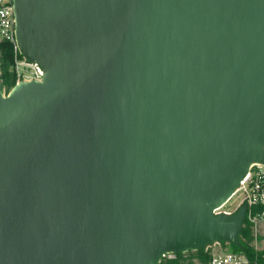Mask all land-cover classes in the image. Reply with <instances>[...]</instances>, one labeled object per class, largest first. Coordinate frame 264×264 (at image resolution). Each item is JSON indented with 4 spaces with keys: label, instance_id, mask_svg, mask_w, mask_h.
Returning <instances> with one entry per match:
<instances>
[{
    "label": "water",
    "instance_id": "95a60500",
    "mask_svg": "<svg viewBox=\"0 0 264 264\" xmlns=\"http://www.w3.org/2000/svg\"><path fill=\"white\" fill-rule=\"evenodd\" d=\"M43 71L0 81V264H157L239 246L264 162V0H13Z\"/></svg>",
    "mask_w": 264,
    "mask_h": 264
},
{
    "label": "built area",
    "instance_id": "2783aa9c",
    "mask_svg": "<svg viewBox=\"0 0 264 264\" xmlns=\"http://www.w3.org/2000/svg\"><path fill=\"white\" fill-rule=\"evenodd\" d=\"M0 39L13 44L15 60L12 69L16 76L15 83L42 79V69L35 62L22 56L16 45L13 0H0ZM233 196H236V203L227 204ZM241 206H245L242 225L247 223L250 226L252 243L257 249L258 241H264V162L256 161L250 164L231 196L212 212L214 215L228 216ZM208 247L210 248L208 264H258L256 259L250 260L242 251L227 248L213 251L210 245Z\"/></svg>",
    "mask_w": 264,
    "mask_h": 264
},
{
    "label": "trees",
    "instance_id": "16d2710c",
    "mask_svg": "<svg viewBox=\"0 0 264 264\" xmlns=\"http://www.w3.org/2000/svg\"><path fill=\"white\" fill-rule=\"evenodd\" d=\"M13 44L0 39V81L3 91L7 93L15 84L16 76L12 69L13 64ZM252 233L250 226L244 223L238 235L239 246L228 242L234 251H242L250 260L256 259L258 264L264 263V249H256L252 243ZM224 244V241H219ZM210 248H198L175 252L172 255L165 254L160 257L157 264H208Z\"/></svg>",
    "mask_w": 264,
    "mask_h": 264
},
{
    "label": "rangeland",
    "instance_id": "374dc122",
    "mask_svg": "<svg viewBox=\"0 0 264 264\" xmlns=\"http://www.w3.org/2000/svg\"><path fill=\"white\" fill-rule=\"evenodd\" d=\"M14 60H15V56L13 55V62H14ZM235 199H236V196L231 197L228 200L227 204L232 205V204L236 203V200ZM209 245L211 247V250H213V251L214 250H218V249H225V248H227L229 250H232L231 247H230V245H228V242L227 241H224V244H222L221 242L220 243H217V242L213 243L212 242ZM208 246H205L204 248H208ZM256 247H257V249H264V241H260L259 240ZM168 255L171 256L172 253H168Z\"/></svg>",
    "mask_w": 264,
    "mask_h": 264
}]
</instances>
